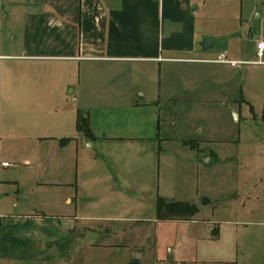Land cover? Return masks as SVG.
Listing matches in <instances>:
<instances>
[{
	"label": "crops",
	"instance_id": "1",
	"mask_svg": "<svg viewBox=\"0 0 264 264\" xmlns=\"http://www.w3.org/2000/svg\"><path fill=\"white\" fill-rule=\"evenodd\" d=\"M256 5L260 27L247 24L237 35L254 61L264 40V0ZM199 10V0H0V140L6 134L61 148L76 141L78 158L86 148L97 153L75 176L66 167L51 183L47 173L37 179L60 190L74 215L52 217L16 201L13 214L0 208V264H62L76 244L117 247L86 238L116 240L132 232L133 226L123 228L133 218L97 213L113 205L128 213L133 196L144 195L156 207L159 197L196 204L191 201L206 194L204 171L228 161L196 153L190 144L205 132L190 121L197 105L225 109L240 90L233 77L240 67L215 63L218 56L250 61L244 51L233 59L225 47L212 58L218 37L202 35ZM206 38L213 40L209 50L202 48ZM220 38L225 42V33ZM78 112L88 116L94 139L78 133ZM206 158L210 167L201 162ZM109 190L117 197L107 198ZM257 190L234 198L253 201ZM253 216L165 222L181 227L179 257L163 258L157 244L155 264H264V218ZM152 222L162 223L142 221ZM171 246L169 256L177 250Z\"/></svg>",
	"mask_w": 264,
	"mask_h": 264
},
{
	"label": "rangeland",
	"instance_id": "2",
	"mask_svg": "<svg viewBox=\"0 0 264 264\" xmlns=\"http://www.w3.org/2000/svg\"><path fill=\"white\" fill-rule=\"evenodd\" d=\"M199 6L197 16L200 32L206 37H218L219 44L210 51L212 58H216L220 49L225 47V51L233 59L244 51L246 61L255 60L251 48L242 46L237 35L243 34L247 24L255 30L260 27L259 14L254 10L257 7L256 0H199ZM224 33L225 42L220 38ZM229 35L234 37L228 40ZM238 69L241 71L233 77L240 90L233 100L225 101V109H209L199 104L190 121V126L197 122L205 132V135H199L197 141L190 144L196 148V153L204 156L210 152L214 162L223 158L228 161L225 166L215 165L204 171L208 173L207 184L205 188L201 187L206 194L191 201L201 209V214L196 218H252L253 215L264 218V65H248ZM4 118L3 116V122ZM72 131L74 133V126ZM3 136L4 139L0 140V162H7L11 168L0 169V208L13 214L16 201L21 207L29 206L34 212L52 217L74 215V208L69 209L61 201L60 190L39 186L37 179L40 174L47 173V183H51L50 177L55 179V172L66 167L75 176L78 165L81 168L89 166L96 159L97 153L86 148L81 158H78L76 141H67L65 146L61 144V148L58 147L59 143H30L18 136ZM208 136L213 139L209 143L205 140ZM201 178V174L196 175L197 181ZM163 182L167 184L165 179ZM255 188L258 189V198L253 197V201H249L247 196L246 199L237 197L235 200L236 195H249ZM104 193L110 199L117 197L112 190ZM133 197V206L128 208V213L125 210L122 212L119 205L100 208L97 213L103 217L111 215L110 217L133 218L135 223L123 228L128 231L133 226L132 232H128L125 238L116 240L105 238L104 235L86 238L87 242L97 244L113 242L117 247L91 250V247L81 244L78 247L76 244L62 259V264H155L157 244L161 246L160 254L163 258L174 261L179 257L181 227L165 222L143 224L142 221L155 220V203L144 195ZM24 199H32V202L24 205ZM204 200H208V203ZM82 215L93 214L85 212ZM55 220L60 223L58 218ZM185 237L183 241H186ZM168 245H172L171 249H177L172 256L168 254L170 250L165 249ZM137 250L142 253L136 252ZM142 255L146 256L142 258ZM68 261L70 262L67 263Z\"/></svg>",
	"mask_w": 264,
	"mask_h": 264
},
{
	"label": "trees",
	"instance_id": "3",
	"mask_svg": "<svg viewBox=\"0 0 264 264\" xmlns=\"http://www.w3.org/2000/svg\"><path fill=\"white\" fill-rule=\"evenodd\" d=\"M77 131L89 139H94L88 116L81 112H78ZM204 202L208 203V200ZM198 213L199 209L196 204L176 202L162 197H159L156 202V220L159 222L192 221Z\"/></svg>",
	"mask_w": 264,
	"mask_h": 264
},
{
	"label": "built area",
	"instance_id": "4",
	"mask_svg": "<svg viewBox=\"0 0 264 264\" xmlns=\"http://www.w3.org/2000/svg\"><path fill=\"white\" fill-rule=\"evenodd\" d=\"M257 60L254 62H236L232 61L228 58L227 54L221 53L215 63L225 65L231 68H238L241 66H247V65H263L264 64V40L257 44V54H256ZM7 168L10 167V164L8 163H0V168Z\"/></svg>",
	"mask_w": 264,
	"mask_h": 264
},
{
	"label": "water",
	"instance_id": "5",
	"mask_svg": "<svg viewBox=\"0 0 264 264\" xmlns=\"http://www.w3.org/2000/svg\"><path fill=\"white\" fill-rule=\"evenodd\" d=\"M211 47H213V40L211 38H206L204 43L202 44V48L204 50H209ZM201 162L205 165L210 167L211 166V159L210 158H206L201 160ZM138 264V263H136Z\"/></svg>",
	"mask_w": 264,
	"mask_h": 264
}]
</instances>
